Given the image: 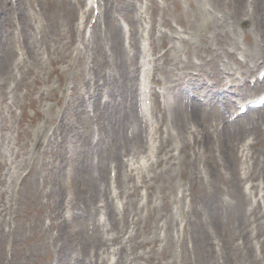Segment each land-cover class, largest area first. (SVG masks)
Wrapping results in <instances>:
<instances>
[{
  "label": "rangeland",
  "instance_id": "rangeland-1",
  "mask_svg": "<svg viewBox=\"0 0 264 264\" xmlns=\"http://www.w3.org/2000/svg\"><path fill=\"white\" fill-rule=\"evenodd\" d=\"M256 1L204 0L214 13L198 24L197 31L202 26L215 28L222 42L237 46L232 51L236 61H230L216 37L207 34L219 54L222 82L232 78L239 85L234 92V86L216 85L212 69L200 65V56L207 52L191 56L199 44L198 32L182 31L174 23L173 10L161 14L166 0H98L97 16L90 0H0V54L5 56L3 63L0 60V264H92L84 254L93 244L101 246L94 248L98 264H202L199 256L193 260L194 234L187 220L194 209L213 258L217 248L222 250L212 238L215 233L227 254L241 243L234 237V220L240 212L243 216L246 205L226 215V226L218 224L210 205L264 180V106L233 118L238 103L264 93V81L253 86L264 68V0L260 5ZM180 3L179 15L188 22L190 10L185 0ZM161 15L166 23L160 22ZM168 22L176 26L175 32ZM109 27L118 36L116 50ZM190 37V44L177 39ZM253 45L261 49L255 67L248 54ZM166 49L168 63L162 57ZM144 86L151 89L148 114L156 130L152 156L147 118L140 108ZM176 91L179 101L188 99L208 113L204 122L188 126L189 147L184 151L180 139L165 143L167 132L175 135L176 129L157 112L161 101L177 111ZM138 142L141 148L129 152ZM113 151L122 165L118 181L108 182ZM226 151L235 175L247 169L252 174L224 183L229 174ZM165 153L168 161L175 156L184 160L187 154L185 179L193 180L195 167L197 184L202 178L198 171L205 167L210 179L204 192L212 196L202 197L198 186L195 191L160 188L161 180L153 181L149 167L160 171ZM194 155L202 159L199 169ZM101 175L107 179L100 181ZM174 182L184 181L175 176ZM94 192L98 195L83 209L80 198ZM81 209L88 221L77 217ZM172 214L171 236H165V222ZM211 215L214 228L208 221ZM65 218L69 223L59 235V222ZM91 220L97 225L93 233ZM239 224L244 226L243 219ZM257 233L253 244L263 240ZM263 252L261 245L251 251L257 258ZM122 255L128 261H122Z\"/></svg>",
  "mask_w": 264,
  "mask_h": 264
},
{
  "label": "bare ground",
  "instance_id": "bare-ground-1",
  "mask_svg": "<svg viewBox=\"0 0 264 264\" xmlns=\"http://www.w3.org/2000/svg\"><path fill=\"white\" fill-rule=\"evenodd\" d=\"M93 1V0H91ZM167 1V5L165 8H163L161 10V14L165 13L167 14V12L169 10H173V16H174V23L176 25H178L180 28H182V31H189L190 34H194L197 29H198V24L202 25L203 24V18L207 17V16H212V12L210 9H208L204 3V0H185L187 3V8L188 10H190V19L188 22H185L181 17H180V12L182 11V7H181V3L180 0H166ZM258 2V3H257ZM255 4H259L260 5V0H257ZM93 8V6H92ZM20 14L22 15V10L19 9ZM107 16V15H106ZM160 22L162 23H166L167 19H165L163 17V15L160 16ZM168 28L170 31L175 32L176 31V26L170 24L169 22L167 23ZM198 38H199V44H195L194 50L196 51L195 53H193L191 56H193L194 54L196 55L197 53L201 52V51H205L207 52L203 57L200 56V65H206L208 67H210L214 72V74L217 76V78L214 80V83L216 85H227L229 88L234 86L233 91L237 92L238 90V84L235 85V81L232 80V78H228V81L225 79L226 82H222V78L219 76L220 72L218 69V62H219V54L217 53L216 49L213 47V43L210 41V38H208V32L211 33V35L215 36V43L221 44V50L223 53H225L227 56V58L230 59V61H236L234 58V53L232 52L233 50L237 49V46L235 45V43L231 42V41H223L220 38L219 34H216L215 32V28H210L208 26H202L201 29H199L198 31ZM111 37H112V48L113 50H116V48H119V43L118 42H114V40L117 39V35L113 32L112 28L109 27L108 33ZM100 35V34H98ZM212 36V37H213ZM166 36L162 37L163 39V44H165L166 42ZM214 38V37H213ZM180 41H184V43L186 44H190L192 42V37L185 39V38H177ZM224 46V47H223ZM225 46H227V49ZM259 51H261L260 47L257 45H253L250 48H248V54H249V60L251 61V64L253 65V67L256 66V62H255V58L256 55L259 53ZM169 52L170 50L166 49L164 53H162V57L164 59L165 63L169 62L168 56H169ZM124 54V52H123ZM123 54H122V59H123ZM211 54V55H210ZM5 58L4 55L0 54V60L3 63V59ZM253 59V60H252ZM218 60V61H217ZM191 61L189 60L188 65H191ZM233 64H235V62H233ZM193 65V64H192ZM227 65V64H224ZM222 65V66H224ZM236 65V64H235ZM198 66V65H196ZM6 67V66H5ZM236 67H239L238 65H236ZM227 67H225L224 69H226ZM214 69V70H213ZM229 77V76H227ZM264 79V78H263ZM152 81H154L155 79L152 77L151 78ZM231 89V88H230ZM232 91V90H231ZM176 100H178V104L176 105L177 107V111L176 112H171V108L168 104H165L163 101H161V106L158 108V113L160 115V119L161 121H163L164 123L168 122L169 127H173L174 129H176V134L173 135V133H170L169 131L166 134V141L165 143L169 142V141H173L174 139H180L182 141L183 147L181 148L182 151L186 150L189 145L187 142V129L188 126L190 124H194L195 122H204V118L208 115V113L206 112V110L200 106L197 103H193L192 101L190 102L188 99H185L184 102L183 99L179 101V98L181 96V94L179 93V91H176ZM152 95H154V92H152ZM160 97L163 99V95L161 94ZM221 97V96H219ZM215 99V98H213ZM210 101H212V99H210ZM221 104L223 103V101L220 102ZM197 105V106H196ZM241 107V104L238 106ZM154 121H151L150 126H149V132H148V148L149 151L151 152L154 148V138H155V126H153ZM227 126H225L224 132L222 135H225V131H226ZM222 129V130H223ZM222 132V131H221ZM227 132V131H226ZM230 132V131H229ZM115 139H114V143L117 142V138L118 137L116 134H114ZM235 136V134H234ZM198 136L197 135H193V139L194 142L198 141ZM206 138H208L206 136ZM168 140V141H167ZM199 142V141H198ZM141 145L139 144V142L136 144H131L129 147V152L132 151L134 149V151H136L137 149H140ZM178 151V149H176ZM231 150V149H230ZM127 151V152H128ZM228 151V150H227ZM226 151V152H227ZM228 153V158L226 159V165L229 167V174L225 176V181L229 182V178L230 177H240V178H244L246 179V176H248L249 174H252L250 172L249 169L245 170L244 172H239V170H237L236 175H235V171L232 169V164L233 161L231 159V156ZM196 155V153H195ZM194 155L191 156L194 158L195 163L194 165H196V167L198 168V165H203V162L201 161V158L203 157L201 154V158L198 159V157H196ZM118 154H115L113 151L112 157H115L113 159L114 164V170L116 172L115 176L118 178L119 174H120V170L119 167H121V163L122 160H118L117 158ZM175 156V155H174ZM176 158H174L172 161H168L169 158H166V153H165V158H163V162L164 165L162 167V169L160 171H158L157 173H155L153 166L150 165L149 167V171L152 172V176H150L153 181H157V180H161V185L159 186L160 188H164V189H168V190H173V191H178L179 189H186V191H195V188H197L196 186H198L197 191L199 190L202 193V197L204 194V197L209 198L210 196H212V194H206L204 191L208 188L209 184V179L206 176L207 171L204 170L205 167L203 168V172L202 171H198L199 174L201 175V180L199 182V184H197L194 179L197 178V169L192 168L194 170L193 173V180L189 181L186 178V168H187V164H188V157L187 154L184 157V160H180L178 159L177 156H175ZM199 169V168H198ZM213 169V168H212ZM215 169V168H214ZM113 170V171H114ZM262 170V169H261ZM215 172V171H214ZM263 172V171H262ZM109 174V173H108ZM216 175V174H215ZM164 176V177H163ZM175 176H179L180 179H183V183L178 182H174V177ZM243 176V177H241ZM219 178H221V176H219ZM98 179H101L103 181H105L104 176H99ZM109 180V178H108ZM264 181V180H263ZM255 188L259 189V194H261L259 196V198H257V192L254 191L252 192L251 190L249 191H243L241 194H238L237 190H233L231 191L232 194L234 195V197H232V199H227L226 198V202L221 199L219 201L218 204H212L210 205V207L213 209L215 217L217 219V222L219 225L223 224V226H226L228 223L227 220V216L231 217V210L234 209H238V205L244 203L247 208L246 211L245 209L243 210V216L240 212L239 217L234 220V225L236 227V231H237V236H234L235 239H239L241 240V243L238 246L235 247H230L229 249V254L226 253V247H225V243L224 241H222L220 238H218L216 236H212L213 239H216L218 242V247L222 248V250H220L219 248L217 249V252L213 258V255L211 253L209 244L206 240V237L202 231V224H201V219L198 218L196 210L194 209L192 211V214L188 217V221L191 223L192 226V232L194 234V236L191 238L193 241L192 244V250L194 251V255H193V260L195 261V258L197 256L200 257V260H202V264H217L216 260L218 261L219 264H264V254L261 258H257L256 256L252 255L251 251L252 249H256L258 248V245L264 246V219H262L261 221H258L259 218L264 217V209L262 210L261 208V203L263 204V208H264V184L263 183H258L256 185H252ZM188 188V190H187ZM260 189H262V191H260ZM95 194H90L89 198H85L86 196H82L80 198V204H82V208L85 209L86 203L92 201V199H94L95 195H98V193L94 192ZM107 199V198H106ZM165 203L169 204L170 199L168 196L164 197ZM107 201V200H106ZM218 201V200H217ZM232 201V202H231ZM215 203V202H214ZM93 204V203H92ZM245 206V207H246ZM225 214V215H223ZM259 214V216H258ZM84 216H87V212L86 210H84V213L82 212V209L80 210V213L77 214L78 218H83V220L88 221L87 219H85ZM115 216V215H114ZM169 219H167V222H165V226H166V231H165V236H171L170 235V229L169 227H172L175 219L173 214L168 216ZM200 217V216H199ZM112 218V216H111ZM112 219H115V217H113ZM190 219V220H189ZM243 219L244 221V226L241 228L240 226V222ZM233 220V218H232ZM231 220V222H232ZM73 221V220H72ZM210 221V219H209ZM112 225H115V221L111 220ZM230 222V223H231ZM68 221L65 219H61V221L59 222V226L58 228H60V233L59 235L62 233V231L64 230V228L66 227V225H68ZM221 223V224H220ZM252 227H249L250 224H252ZM94 229L95 227L93 226L94 223L90 222L89 223ZM119 224V221H118ZM209 224V222H205V229H207V225ZM214 222H213V228H214ZM250 228H253V234L256 232H260L257 233L255 236H263V240H261L260 242H258V244H253L251 241L253 240V234H252V230L250 231ZM207 231V230H206ZM58 235V236H59ZM210 237V236H209ZM100 238V236L98 237ZM101 245L106 247L107 249V242L105 240H103V238L101 237ZM220 243H219V241ZM172 238H169V244H171ZM95 247H101L97 244H93L92 246V250L90 251V253L84 254L85 258H88L90 260V263H94V264H98L96 262V259H93L97 253L96 251H94ZM260 247V246H259ZM122 249V247H121ZM119 253H121V251H118ZM264 253V252H263ZM186 255L188 256L187 252ZM84 257V256H83ZM122 258L124 262L128 261V258H125V256L122 255ZM215 259V261H214ZM82 260H84L82 258ZM92 261V262H91Z\"/></svg>",
  "mask_w": 264,
  "mask_h": 264
}]
</instances>
